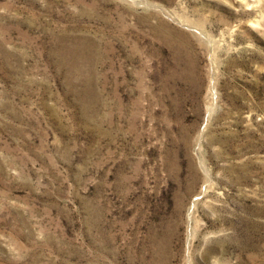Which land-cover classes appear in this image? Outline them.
Instances as JSON below:
<instances>
[{
    "label": "rangeland",
    "instance_id": "1",
    "mask_svg": "<svg viewBox=\"0 0 264 264\" xmlns=\"http://www.w3.org/2000/svg\"><path fill=\"white\" fill-rule=\"evenodd\" d=\"M0 264H264V0H0Z\"/></svg>",
    "mask_w": 264,
    "mask_h": 264
},
{
    "label": "bare ground",
    "instance_id": "2",
    "mask_svg": "<svg viewBox=\"0 0 264 264\" xmlns=\"http://www.w3.org/2000/svg\"><path fill=\"white\" fill-rule=\"evenodd\" d=\"M190 209H192V208H190Z\"/></svg>",
    "mask_w": 264,
    "mask_h": 264
}]
</instances>
